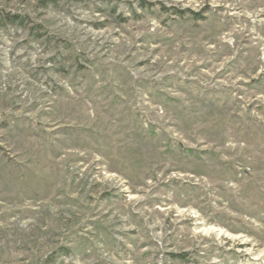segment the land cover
<instances>
[{"label": "rangeland", "instance_id": "1", "mask_svg": "<svg viewBox=\"0 0 264 264\" xmlns=\"http://www.w3.org/2000/svg\"><path fill=\"white\" fill-rule=\"evenodd\" d=\"M0 0V264H264V0Z\"/></svg>", "mask_w": 264, "mask_h": 264}, {"label": "trees", "instance_id": "2", "mask_svg": "<svg viewBox=\"0 0 264 264\" xmlns=\"http://www.w3.org/2000/svg\"><path fill=\"white\" fill-rule=\"evenodd\" d=\"M49 1H54V0H46L44 3H48ZM9 22L11 24H22L24 23V18L21 17L20 15H15V14H11V13H5V12H1L0 13V26L4 25L3 23Z\"/></svg>", "mask_w": 264, "mask_h": 264}]
</instances>
